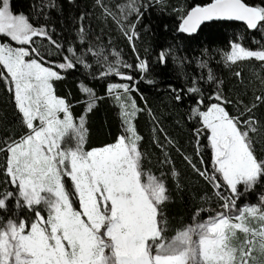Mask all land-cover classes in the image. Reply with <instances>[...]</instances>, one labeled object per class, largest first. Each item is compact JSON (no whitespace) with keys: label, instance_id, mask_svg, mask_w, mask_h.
Returning a JSON list of instances; mask_svg holds the SVG:
<instances>
[{"label":"snow or ice","instance_id":"1","mask_svg":"<svg viewBox=\"0 0 264 264\" xmlns=\"http://www.w3.org/2000/svg\"><path fill=\"white\" fill-rule=\"evenodd\" d=\"M55 7V0H46L29 15L0 0V35L8 38L0 42V82L14 109L12 120L0 115V264H264V74L254 72L243 91H234L210 67L207 48V58L197 60L200 74L192 76L183 72L188 58L178 57L175 45L161 48L154 61L137 48V25L153 8H172L175 31L189 37L211 22H240L245 32L264 36V0L175 7L169 0H122L116 10L93 0L99 11L82 9L73 18L75 37L67 40L53 38L60 33L44 9ZM110 22L134 62L111 39L102 42ZM253 43L255 50L236 40L228 50L214 49L217 63L241 84L238 62H259L264 69V43L255 37ZM169 56L184 84L167 85V103L179 112L187 101L176 123L191 133V154L168 133L139 87L144 82L162 90L152 64L165 66ZM70 70L104 86L101 95L80 79L83 98L75 103L84 105L81 113L74 111L71 91L57 92L56 82L66 81ZM103 100L118 108L120 131L93 144L89 114ZM141 112L152 122L148 143L138 132ZM173 151L205 185L187 221L173 222L166 212L173 191L187 187Z\"/></svg>","mask_w":264,"mask_h":264},{"label":"trees","instance_id":"2","mask_svg":"<svg viewBox=\"0 0 264 264\" xmlns=\"http://www.w3.org/2000/svg\"><path fill=\"white\" fill-rule=\"evenodd\" d=\"M106 2L116 10L115 6L121 3L122 0H106ZM169 2L173 7L179 5L195 6L196 4L203 5L207 3L208 0H169ZM248 2L250 4H259L261 0H248ZM11 3L15 11L31 15L32 6L34 4L39 6L42 3H46V0H11ZM55 3V8L44 9V11L49 13L52 20L55 21L56 31L60 33L59 37H56L54 34V39L59 38L61 40H67L75 37V28L77 25L74 23L73 18L78 17L82 9H87L88 12L99 11V9H93V0H75L73 4H70L68 0H55ZM177 23V13L173 12L172 8H168L162 12L153 8L145 13L142 23L137 25V30L140 32L137 48L140 55L142 57L147 56L150 61H154L161 48L175 45L176 55L178 57L188 58L184 62L183 72L192 76L200 74L201 69L197 68V60L207 58L202 51L204 48H207L209 49L208 56L212 57L210 60V67H212L213 71L218 76L225 80V88L233 89L234 91H243L244 85L248 84L250 80H254V72L264 74V69L260 68L259 62H244L242 64L238 62L239 70H241L243 78V84H241L240 78L235 77L222 63H217L220 57L218 53L214 51V49L217 48L228 50L227 46L230 40H236L240 42L242 46L255 50L259 45L253 43V37L264 43V36H261L258 32H245V26L239 22H211V26L204 27L203 32L189 37L187 34H180L175 31ZM165 25H167V28H165ZM93 28L99 33V28L96 26L94 16ZM239 37H242V39H239ZM109 39L112 41V47L119 51L126 61L134 62V53H132L127 41L120 36L114 24H111V32L109 35L104 36L102 42L107 44ZM1 40L7 41V38L1 37ZM145 48L148 49L147 53L144 51ZM51 59H56V57H51ZM236 67L237 66H234V70H236ZM152 68L155 76L161 81L160 87L162 90L156 91L144 82H140V90L144 93L145 97H147L149 105L156 114L161 116L163 126L168 133L179 141L182 150L191 154L194 148V141L191 139V133L187 128L181 129L176 123V120L183 115V109L187 107V101L181 106L179 112L171 111L167 103V85L172 84L175 87H181L184 84V80L180 74L181 68L178 64L173 63L171 56H169L165 66L153 63ZM203 71L206 74L207 70L205 69ZM80 79H83L86 85L94 87L98 94H104V86L99 81H91L87 78H82L79 72L70 70L66 81L56 82V88L57 92L61 95H65L69 91L72 92L75 113H81L84 107L83 104L75 103L76 99L83 98L78 89ZM251 87L252 86L249 85V96H251ZM133 95L136 94L133 93ZM137 100L142 106L143 101L139 100V96H137ZM170 112L171 114H169ZM4 114L7 115L9 120L14 118L13 105L8 102L6 89L4 84L0 82V115ZM184 119L186 120L187 117H184ZM136 123L138 125V132L145 138L144 143H148L152 128L151 118L146 112H141L138 114ZM89 127L93 144H98L101 140L111 141L119 134L120 119L118 108L114 106L111 100L100 101L94 113L89 114ZM187 127H191V124ZM173 156L176 159L177 167L183 173L182 179H184L187 187L181 192L173 191V202L168 204L166 212L173 218V222L179 221L180 219L187 221L189 214L194 211L195 207L199 206V196L203 194L205 185L202 180L191 173L190 169L185 167V164L182 163V157H179L174 151ZM205 159L207 160L208 156H206ZM155 174L158 175L159 172L155 171ZM171 185L172 182L169 181V186L171 187ZM255 198L254 194H250V199L253 202ZM213 206H215V201H213Z\"/></svg>","mask_w":264,"mask_h":264},{"label":"rangeland","instance_id":"3","mask_svg":"<svg viewBox=\"0 0 264 264\" xmlns=\"http://www.w3.org/2000/svg\"><path fill=\"white\" fill-rule=\"evenodd\" d=\"M1 37H2V38H7V37H5V36L0 35V42H4V41L1 40ZM7 40H8V38H7ZM114 82H119L118 78H117Z\"/></svg>","mask_w":264,"mask_h":264},{"label":"water","instance_id":"4","mask_svg":"<svg viewBox=\"0 0 264 264\" xmlns=\"http://www.w3.org/2000/svg\"><path fill=\"white\" fill-rule=\"evenodd\" d=\"M240 23V22H239Z\"/></svg>","mask_w":264,"mask_h":264}]
</instances>
